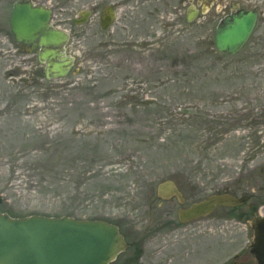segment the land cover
<instances>
[{
  "label": "rangeland",
  "instance_id": "374dc122",
  "mask_svg": "<svg viewBox=\"0 0 264 264\" xmlns=\"http://www.w3.org/2000/svg\"><path fill=\"white\" fill-rule=\"evenodd\" d=\"M236 2L258 17L245 45L227 55L214 29L219 8ZM177 5L164 0L163 18L126 33L73 28L75 61L64 78L45 79L23 54L0 66L1 211L132 220L165 179L186 204L238 195L244 165L264 160V0H212L189 23ZM246 101L259 107L257 155L236 125ZM241 210L217 207L209 246L188 260L233 264L249 240Z\"/></svg>",
  "mask_w": 264,
  "mask_h": 264
},
{
  "label": "flooded vegetation",
  "instance_id": "af4514ba",
  "mask_svg": "<svg viewBox=\"0 0 264 264\" xmlns=\"http://www.w3.org/2000/svg\"><path fill=\"white\" fill-rule=\"evenodd\" d=\"M18 1L20 0H0V66L2 67L11 61L16 64L15 60H19L21 54H23V58L38 61V39L30 43H23L15 38V34L12 31L11 13L15 3ZM24 1L29 2L33 6H39L47 10L49 13L48 23L58 30L68 32L69 40L71 37L70 32L73 28H79L80 31L93 28L99 35L106 32L115 35L119 32L126 33L132 28L147 27L149 19L157 20L163 18L165 13L163 7L164 0ZM177 1L178 13L187 23L192 22L198 15L197 14L193 20L188 21V11L194 12L198 10L201 12L203 5H198V1L210 2L212 6V0ZM169 7L167 9H169ZM234 7L251 9L237 2L234 4L231 3L228 10L225 12L222 11L223 7L219 8L222 12L220 18L233 12ZM67 25L70 26L69 31L64 28ZM68 42L66 44L67 50ZM8 72L14 73V71L9 70ZM244 104L246 106H244L241 111L238 110L236 114H234L237 115L236 125L239 124L238 127L243 128V132L244 134L246 133L247 139L253 140L252 149L250 148L251 146L248 148L250 152L257 155L259 149L258 140L262 132L260 130L259 107H257L255 103L250 104L249 102L247 103V101L244 102ZM227 113L229 116L232 112L228 111ZM232 120L233 118L231 117L229 121ZM243 121L246 122L245 127L241 124ZM227 127L228 130L226 132L228 134L234 130L233 124H228ZM250 156L251 155H248V157ZM238 183V195L230 194L239 198H244L243 203L235 207L223 208H242L243 210L239 212V216L249 222L250 229L248 243L243 247V250L236 255L238 259L233 260L232 263L259 264L264 261V254L260 251L255 254L250 251V244L254 238L251 222L253 217H264V160L252 165L249 170L246 168V165H244L239 175ZM180 192L182 193L181 190ZM182 196L184 201L181 203L174 196L163 199L156 194L155 197H152L142 205L144 207V213L141 216L133 217L134 219L132 220H128L124 217H119L118 219L89 216L72 217L84 220L100 219L118 227L127 246L108 264H211L209 261L197 262L188 260L200 250L203 244L205 248L209 246L211 234L210 223L207 219L211 213L192 220L181 221L178 217V211L187 208L195 202L191 201L186 204V198L183 193Z\"/></svg>",
  "mask_w": 264,
  "mask_h": 264
},
{
  "label": "water",
  "instance_id": "95a60500",
  "mask_svg": "<svg viewBox=\"0 0 264 264\" xmlns=\"http://www.w3.org/2000/svg\"><path fill=\"white\" fill-rule=\"evenodd\" d=\"M201 12L211 6L200 2ZM199 13L188 11L191 21ZM49 13L42 7L20 0L11 13V27L15 38L23 43L38 39V62L43 65L45 79L64 78L75 57L67 53L69 34L48 23ZM257 12L234 7V11L220 18L214 29V46L220 53L236 54L247 41L255 25ZM158 197L184 198L173 179L157 184ZM244 198L226 192L213 193L178 211L181 221L192 220L212 213L217 207H235ZM251 253L264 254V217L252 218ZM127 244L118 227L100 219H77L69 215L48 216L29 214L12 216L0 210V264H108ZM250 264V263H240ZM259 264H264V261Z\"/></svg>",
  "mask_w": 264,
  "mask_h": 264
},
{
  "label": "bare ground",
  "instance_id": "6f19581e",
  "mask_svg": "<svg viewBox=\"0 0 264 264\" xmlns=\"http://www.w3.org/2000/svg\"><path fill=\"white\" fill-rule=\"evenodd\" d=\"M202 14H203V13H202ZM118 253H119V252H118ZM118 253H117V254H118Z\"/></svg>",
  "mask_w": 264,
  "mask_h": 264
}]
</instances>
